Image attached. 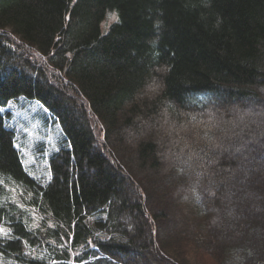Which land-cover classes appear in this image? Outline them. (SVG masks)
I'll list each match as a JSON object with an SVG mask.
<instances>
[{
  "label": "trees",
  "instance_id": "obj_1",
  "mask_svg": "<svg viewBox=\"0 0 264 264\" xmlns=\"http://www.w3.org/2000/svg\"><path fill=\"white\" fill-rule=\"evenodd\" d=\"M20 98L66 138L44 187L6 125ZM263 113L264 0H0V253L264 264Z\"/></svg>",
  "mask_w": 264,
  "mask_h": 264
},
{
  "label": "rangeland",
  "instance_id": "obj_2",
  "mask_svg": "<svg viewBox=\"0 0 264 264\" xmlns=\"http://www.w3.org/2000/svg\"><path fill=\"white\" fill-rule=\"evenodd\" d=\"M77 1V0H76ZM113 14L116 18H113ZM118 21L116 12L109 13L102 24L103 34L107 33L110 26ZM6 118L7 127L16 135L15 146L20 154L23 166L39 187H44L51 182L52 174L50 170V159L58 153L65 145V135L61 126L56 122L53 115L36 101H29L25 98L12 101L3 109ZM264 120V113L262 114ZM249 114L248 118H251ZM246 118V117H242ZM155 121V120H154ZM158 123V119L156 121ZM158 126V125H157ZM248 129L250 128L249 125ZM255 126V122L251 127ZM159 129V127H158ZM158 136L160 132H157ZM162 148V147H161ZM170 150V148H169ZM168 157L174 158L172 151L162 149ZM104 217L103 215H101ZM97 217L89 218L88 224L94 227V221ZM30 219V227L32 230L41 229L44 222H47L42 214L32 212ZM3 233L0 234V239L12 238L11 229L8 225L0 226ZM28 259H38L46 263H51V254L48 247L43 245L37 248L28 247ZM0 264H23L12 258L0 253Z\"/></svg>",
  "mask_w": 264,
  "mask_h": 264
},
{
  "label": "snow or ice",
  "instance_id": "obj_3",
  "mask_svg": "<svg viewBox=\"0 0 264 264\" xmlns=\"http://www.w3.org/2000/svg\"><path fill=\"white\" fill-rule=\"evenodd\" d=\"M113 18H116L114 14H113ZM2 233H3V229H0V234Z\"/></svg>",
  "mask_w": 264,
  "mask_h": 264
}]
</instances>
